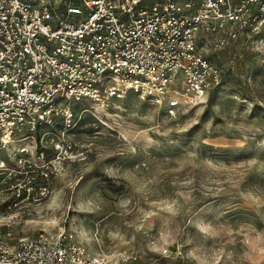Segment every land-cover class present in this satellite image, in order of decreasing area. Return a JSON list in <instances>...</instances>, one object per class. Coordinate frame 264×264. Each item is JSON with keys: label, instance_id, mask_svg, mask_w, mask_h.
<instances>
[{"label": "rangeland", "instance_id": "obj_1", "mask_svg": "<svg viewBox=\"0 0 264 264\" xmlns=\"http://www.w3.org/2000/svg\"><path fill=\"white\" fill-rule=\"evenodd\" d=\"M213 58L204 99H62L69 122L0 149L8 243L64 232L110 264H264V49Z\"/></svg>", "mask_w": 264, "mask_h": 264}, {"label": "built area", "instance_id": "obj_2", "mask_svg": "<svg viewBox=\"0 0 264 264\" xmlns=\"http://www.w3.org/2000/svg\"><path fill=\"white\" fill-rule=\"evenodd\" d=\"M240 40L264 49V0H0V149L69 122L62 99H204L221 82L213 57ZM110 263L64 232L0 233V264Z\"/></svg>", "mask_w": 264, "mask_h": 264}]
</instances>
